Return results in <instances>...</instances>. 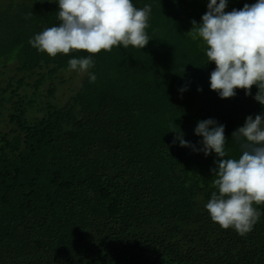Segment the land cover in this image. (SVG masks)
Instances as JSON below:
<instances>
[{"label":"trees","instance_id":"obj_1","mask_svg":"<svg viewBox=\"0 0 264 264\" xmlns=\"http://www.w3.org/2000/svg\"><path fill=\"white\" fill-rule=\"evenodd\" d=\"M209 2L132 0L151 6L149 43L92 55L95 82L81 73L61 100L64 74L79 73L68 60L90 54L29 44L58 26L55 0H2L0 264H264V205L244 236L205 208L217 157L199 151L197 123L224 125L225 158L238 159L246 141L232 133L264 115L256 86L228 99L210 89L216 66L187 33ZM256 2L228 0L225 12Z\"/></svg>","mask_w":264,"mask_h":264},{"label":"clouds","instance_id":"obj_2","mask_svg":"<svg viewBox=\"0 0 264 264\" xmlns=\"http://www.w3.org/2000/svg\"><path fill=\"white\" fill-rule=\"evenodd\" d=\"M58 3V26L46 28L29 40V44L50 57L85 51L87 58L68 60L69 70L89 73L94 67L91 56L113 47L143 49L151 40L149 27L151 6L137 8L132 0H55ZM228 0H210L202 23L192 21L187 32L193 40L206 46L207 63L215 64L210 73V89L220 98L236 96L244 90L264 106V0L240 10L225 12ZM29 16L31 13L28 14ZM95 74L89 73L94 83ZM201 89H198V91ZM183 91V89H182ZM195 134L202 137L205 156L215 153L216 179L214 191L205 208L210 219L222 229H233L244 236L252 231L264 205V115L248 116L232 137L243 138L242 155L238 159L225 158V126L213 119L197 123ZM182 147H191L177 132ZM175 143V140H174ZM193 150L196 149L193 147Z\"/></svg>","mask_w":264,"mask_h":264},{"label":"rangeland","instance_id":"obj_3","mask_svg":"<svg viewBox=\"0 0 264 264\" xmlns=\"http://www.w3.org/2000/svg\"><path fill=\"white\" fill-rule=\"evenodd\" d=\"M2 2V0H0V3ZM70 74H64V79H66L65 80V83L63 84V86L62 87H60L59 88V90H58V92H57V94H58V97H59V99H61V100H64L65 98H66V96L71 92V90L70 89H68V88H74L75 86H76V84H77V81H78V79L80 78V76H81V73L79 72V73H77L76 75H74L73 76V78L72 79H68V76H69Z\"/></svg>","mask_w":264,"mask_h":264}]
</instances>
